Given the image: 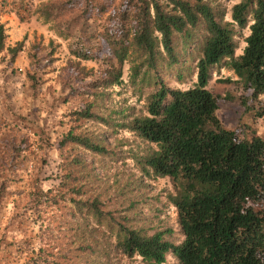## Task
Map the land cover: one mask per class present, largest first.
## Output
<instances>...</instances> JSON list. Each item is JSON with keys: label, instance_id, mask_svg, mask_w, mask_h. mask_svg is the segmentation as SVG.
<instances>
[{"label": "rangeland", "instance_id": "rangeland-1", "mask_svg": "<svg viewBox=\"0 0 264 264\" xmlns=\"http://www.w3.org/2000/svg\"><path fill=\"white\" fill-rule=\"evenodd\" d=\"M112 1L0 0V25L7 36L0 54V264H146L118 251L110 231L123 227L165 233L174 244L184 240L178 210L169 200L175 193L172 181L144 171V159L155 146L121 127L147 115L154 87L141 76L133 78L132 59L125 62L122 84L99 90L103 97L96 100L91 83L100 65L72 54L87 44L94 51L99 31L124 0ZM207 1L232 21V9L242 0ZM46 8L50 18L41 11ZM236 30L239 56L250 29ZM205 34L202 26L195 30L188 46L176 37L184 77L180 81L164 68L160 75L168 86L195 85ZM10 48L19 51L14 55ZM238 81L224 63L212 71L208 88L225 97L219 118L227 128L246 126L264 137L260 106H244L241 98L249 94ZM260 102L264 106V98ZM90 105L104 121L84 116ZM71 131L106 153L63 144ZM165 264L177 259L168 255Z\"/></svg>", "mask_w": 264, "mask_h": 264}, {"label": "trees", "instance_id": "trees-1", "mask_svg": "<svg viewBox=\"0 0 264 264\" xmlns=\"http://www.w3.org/2000/svg\"><path fill=\"white\" fill-rule=\"evenodd\" d=\"M41 11L47 18L52 16L48 8ZM201 26L206 34L195 85L168 86L160 75L164 68L175 71L180 81L184 77L176 37L188 46ZM236 27L250 29L239 56ZM6 37L0 25V54L6 50ZM97 39L94 51L88 44L72 50L78 59L100 65L99 76L91 83L96 100L103 97L99 90L122 84L125 62L132 59L133 78L141 76L142 83L154 87L147 96V115L121 127L155 146L144 159V171L172 181L175 193L169 200L178 210L184 236L181 244H174L165 233L147 235L123 227L110 231L118 251L127 258L138 256L146 264H165L168 255L177 264H264V137L246 126L227 128L218 115L225 97L208 88L212 71L224 63L249 94L240 97L244 106L259 105L257 116L264 117L260 102L264 98V0L237 3L232 21H226L207 0H124ZM9 51L15 55L19 49ZM93 107L84 116L104 121ZM65 143L106 153L72 131ZM75 162L81 167V160ZM95 214L101 218V213Z\"/></svg>", "mask_w": 264, "mask_h": 264}]
</instances>
